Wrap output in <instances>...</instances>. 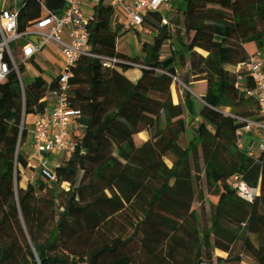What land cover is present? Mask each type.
<instances>
[{
  "label": "trees",
  "instance_id": "trees-1",
  "mask_svg": "<svg viewBox=\"0 0 264 264\" xmlns=\"http://www.w3.org/2000/svg\"><path fill=\"white\" fill-rule=\"evenodd\" d=\"M21 1L22 32L41 17L42 8L40 0ZM184 2L181 23L191 43L185 46L189 65L183 83L202 81L205 89L195 86L177 102L176 59L161 55L167 40L162 15L144 17L141 29L152 40L143 41L134 30L142 56L129 57L117 50L129 30L117 24L110 6L94 7L87 26L92 52L122 62L106 68L97 58L82 57L72 69L67 98L81 111L73 140L86 158L59 166L56 183L38 176L31 185L21 184L22 172L33 170L19 147L27 137L25 118L47 107L42 69L34 63L39 74L24 94L14 71L0 84V264H131V256L140 262L139 254L155 258L162 249L165 264H203L205 241L192 209L195 150L207 189L216 197L206 236L227 251L242 241L240 256L264 264V152L254 161L235 145L243 125L235 117L259 118L255 101L235 83L238 67L264 50V0ZM45 4L51 13L65 8L63 0ZM132 64L144 67L136 80L127 74ZM243 84L252 86L249 80ZM187 111L196 126L185 145ZM219 156L259 188L253 203L236 195ZM95 157L98 163L90 161ZM118 181L134 193L132 200ZM127 227L128 236L118 234Z\"/></svg>",
  "mask_w": 264,
  "mask_h": 264
},
{
  "label": "built area",
  "instance_id": "built-area-1",
  "mask_svg": "<svg viewBox=\"0 0 264 264\" xmlns=\"http://www.w3.org/2000/svg\"><path fill=\"white\" fill-rule=\"evenodd\" d=\"M40 1L41 17L22 32L18 30V10L8 5L0 7V84L14 71L24 94L26 85L20 65L37 63L40 56H47L48 48L60 56L61 71L46 80L44 100L47 107L42 114L35 115L27 129L32 149L30 160H35L30 165L42 179L56 183L59 166L86 158L84 152L77 153V144L73 140L81 111L71 107L67 98L72 69L82 57L97 58L106 68L122 62L117 57L92 52L87 26L93 19L94 7L98 4L110 6L117 24L129 31H141L148 13H160L161 25L169 31L170 21L162 13L170 10L171 0H63L65 8L57 13L47 9L45 0ZM132 66L138 70L144 68L139 64ZM174 80L178 81V78L174 77ZM246 80L251 82V87L243 84ZM52 84L55 85L52 87ZM235 88L255 101L259 113L258 119L235 117L243 124L235 132V145L249 158L258 161L264 152V50L251 55L238 67ZM229 183L236 195L247 203H253L259 196V188L249 186L235 171L230 173Z\"/></svg>",
  "mask_w": 264,
  "mask_h": 264
},
{
  "label": "rangeland",
  "instance_id": "rangeland-1",
  "mask_svg": "<svg viewBox=\"0 0 264 264\" xmlns=\"http://www.w3.org/2000/svg\"><path fill=\"white\" fill-rule=\"evenodd\" d=\"M7 5L12 6L14 9L18 10L21 5V0H0V7H5ZM171 9L163 11V15L169 19L170 21V30L167 33L163 32V36L167 37V41L163 47V51L161 53L163 58L168 56H174L176 59V65L178 70V81L177 88L173 89V99L177 101L181 99L183 101L186 100V93H193L194 87L191 85H185L183 82L188 80V61L189 55L185 49V46L191 43V37L185 35L184 30L182 28V13L186 8V4L184 0H172L171 1ZM141 39L143 41H151L152 35L147 33L146 31H138ZM165 33V34H164ZM137 33L131 30L127 33V35L123 38H120L117 41V48L118 51L124 53L129 57L137 56L138 54L142 56L140 46L137 40ZM174 49V50H172ZM196 51L200 54L203 52L199 49ZM47 56H40L36 63L42 69V76L45 80H48L49 77L57 74L61 71V58L56 51L53 49L47 50ZM52 60L53 63L52 64ZM25 71L22 74L24 83L26 86L30 85L33 81L34 77L39 74L38 68L35 67L33 63H28L27 65L23 66ZM140 72L138 69H135ZM131 73V71H130ZM132 79V76H130ZM186 119L189 124L188 133L184 137L183 143L186 145L188 142L193 139L194 137V128L196 126V121L194 120L192 114L187 111ZM32 120L31 116H27L25 119V125L28 129H30L31 125L30 122ZM25 141L19 144L20 150H22ZM25 151L26 148H25ZM27 158L29 164L31 160L28 158L27 154H24ZM90 161L94 163H98L100 159L98 157L90 158ZM192 164H193V171L197 177V193H196V201L192 204V209L196 211V218H197V229L199 232L200 237L205 241V248L203 252V264H251L248 258L244 256H240L243 253V243L239 241L234 245L231 251H227L222 249L214 244L212 236H206L209 230L211 220L214 213V203L216 197L208 191V187L204 181L203 177V162L201 159V155L198 150H195L192 154ZM230 174V172L228 171ZM38 177L37 172L35 169H27L22 172L21 177V184L23 186L31 185L34 183L35 179ZM123 189V188H122ZM124 190V189H123ZM127 197L132 200L134 196H130L125 190ZM105 197H107V193H103ZM121 218L116 219V223H120ZM117 231H115L116 233ZM123 236H128L130 234V229H127L123 232H118ZM179 236H182L180 233ZM141 261L139 262L137 255L131 256V264H165L163 262L164 257L166 256L164 249L161 251H157V257H145L143 254H139Z\"/></svg>",
  "mask_w": 264,
  "mask_h": 264
},
{
  "label": "crops",
  "instance_id": "crops-1",
  "mask_svg": "<svg viewBox=\"0 0 264 264\" xmlns=\"http://www.w3.org/2000/svg\"><path fill=\"white\" fill-rule=\"evenodd\" d=\"M172 1V0H171ZM170 7H171V5H170ZM172 8V7H171ZM170 8V9H171ZM127 35V34H126ZM125 35V36H126ZM124 36V37H125ZM123 38V37H122ZM167 41V40H166ZM49 50H51L52 48H48ZM47 49V50H48ZM117 50H119V48H117ZM163 51V50H162ZM139 55V54H138ZM172 56V55H171ZM171 56H168V57H166V58H169V57H171ZM166 58H164V59H166ZM188 65H189V61H188ZM130 71H131V73H130ZM177 72H178V70H177ZM128 77L130 78V76H132V80H136L139 76H140V72H138L137 70H134V69H131V70H129L128 71ZM131 79V78H130ZM189 85H191V86H193V87H195V86H197L198 88H199V90H201V91H203L204 89H205V82H202V81H200V82H196V83H194V82H190V84ZM178 101V100H177ZM177 101H175V102H177ZM29 116H31L32 117V120H31V122H30V125L32 124V122L34 121V119H35V115H29ZM27 129H28V125H27ZM25 148H26V150L27 151H25ZM22 152L24 153V154H27L28 155V158L30 159V155H31V151H32V149H31V146H30V139H29V135H28V132H27V137H26V142L24 143V146H23V148H22ZM34 162H35V160L34 159H32L31 160V162H30V164L31 165H33L34 164ZM32 167V166H31ZM33 168V167H32ZM34 169V168H33ZM35 171L37 172V170L35 169ZM38 174V173H37Z\"/></svg>",
  "mask_w": 264,
  "mask_h": 264
},
{
  "label": "bare ground",
  "instance_id": "bare-ground-1",
  "mask_svg": "<svg viewBox=\"0 0 264 264\" xmlns=\"http://www.w3.org/2000/svg\"><path fill=\"white\" fill-rule=\"evenodd\" d=\"M164 32L167 33V30H165ZM218 159L227 171H229L230 173L234 172V169L229 165L227 159L224 156H219ZM118 183L121 186V188H123L130 196H134V193L129 188H127L125 184H123L121 181H118Z\"/></svg>",
  "mask_w": 264,
  "mask_h": 264
}]
</instances>
